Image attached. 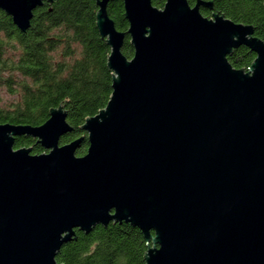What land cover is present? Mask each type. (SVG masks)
Segmentation results:
<instances>
[{
  "label": "water",
  "instance_id": "95a60500",
  "mask_svg": "<svg viewBox=\"0 0 264 264\" xmlns=\"http://www.w3.org/2000/svg\"><path fill=\"white\" fill-rule=\"evenodd\" d=\"M97 0L111 48L113 93L73 132L64 106L39 126L0 124V264H60L79 229L127 222L148 244L146 264H264V41L213 0H123L127 31ZM54 0H0L27 32ZM51 9V8H50ZM134 56L123 53L126 37ZM247 46L246 71L228 56ZM45 152L15 148L17 137Z\"/></svg>",
  "mask_w": 264,
  "mask_h": 264
},
{
  "label": "trees",
  "instance_id": "16d2710c",
  "mask_svg": "<svg viewBox=\"0 0 264 264\" xmlns=\"http://www.w3.org/2000/svg\"><path fill=\"white\" fill-rule=\"evenodd\" d=\"M194 6L197 0H188ZM214 11L231 20L253 25L264 41V0H213ZM163 8L166 0H152ZM51 8V9H50ZM97 0H54L34 12L31 26L22 32L11 16L0 9V124L39 126L60 105L68 112L73 132L62 144L85 136L77 155L87 152L89 141L82 129L87 118L106 108L113 93V71L108 66L111 48L97 27ZM110 17L120 31H127L123 0H112ZM212 17V11L202 8ZM123 53L134 56L127 36ZM256 53L240 46L228 56L234 68L248 70ZM5 94L8 96L5 97ZM45 149L29 136L16 138L15 148ZM148 244L143 232L127 222L97 225L92 232L76 230L72 241L56 256L60 264H146Z\"/></svg>",
  "mask_w": 264,
  "mask_h": 264
},
{
  "label": "flooded vegetation",
  "instance_id": "af4514ba",
  "mask_svg": "<svg viewBox=\"0 0 264 264\" xmlns=\"http://www.w3.org/2000/svg\"><path fill=\"white\" fill-rule=\"evenodd\" d=\"M46 4H48V3H46ZM202 8H205V7H202ZM202 8H201V12H202ZM209 10H211L212 11V14H214V13H218V12H215L214 11V7L212 8V9H209ZM213 16V15H212ZM207 17V16H206ZM209 18H212V17H209Z\"/></svg>",
  "mask_w": 264,
  "mask_h": 264
},
{
  "label": "rangeland",
  "instance_id": "374dc122",
  "mask_svg": "<svg viewBox=\"0 0 264 264\" xmlns=\"http://www.w3.org/2000/svg\"><path fill=\"white\" fill-rule=\"evenodd\" d=\"M5 97H7L8 98V96L5 94Z\"/></svg>",
  "mask_w": 264,
  "mask_h": 264
}]
</instances>
